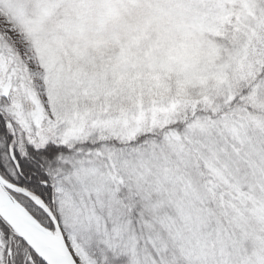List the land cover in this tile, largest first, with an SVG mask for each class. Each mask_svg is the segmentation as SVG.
Segmentation results:
<instances>
[{
  "label": "snow or ice",
  "instance_id": "1",
  "mask_svg": "<svg viewBox=\"0 0 264 264\" xmlns=\"http://www.w3.org/2000/svg\"><path fill=\"white\" fill-rule=\"evenodd\" d=\"M0 264H264V0H0Z\"/></svg>",
  "mask_w": 264,
  "mask_h": 264
}]
</instances>
